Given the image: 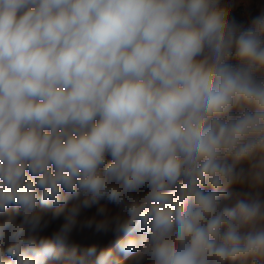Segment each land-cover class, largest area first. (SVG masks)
I'll return each instance as SVG.
<instances>
[{
	"label": "clouds",
	"instance_id": "clouds-1",
	"mask_svg": "<svg viewBox=\"0 0 264 264\" xmlns=\"http://www.w3.org/2000/svg\"><path fill=\"white\" fill-rule=\"evenodd\" d=\"M238 12L0 0V264H264V12Z\"/></svg>",
	"mask_w": 264,
	"mask_h": 264
},
{
	"label": "crops",
	"instance_id": "crops-1",
	"mask_svg": "<svg viewBox=\"0 0 264 264\" xmlns=\"http://www.w3.org/2000/svg\"><path fill=\"white\" fill-rule=\"evenodd\" d=\"M222 6L229 8H242V12L238 15V22L244 23L246 15H259L264 12V0H221ZM241 189V188H240ZM243 191V189H241Z\"/></svg>",
	"mask_w": 264,
	"mask_h": 264
},
{
	"label": "rangeland",
	"instance_id": "rangeland-1",
	"mask_svg": "<svg viewBox=\"0 0 264 264\" xmlns=\"http://www.w3.org/2000/svg\"><path fill=\"white\" fill-rule=\"evenodd\" d=\"M252 17H254V15L253 16L252 15H246L245 16V19L243 21L244 22L243 24H246V23L250 22V20H251Z\"/></svg>",
	"mask_w": 264,
	"mask_h": 264
},
{
	"label": "trees",
	"instance_id": "trees-1",
	"mask_svg": "<svg viewBox=\"0 0 264 264\" xmlns=\"http://www.w3.org/2000/svg\"><path fill=\"white\" fill-rule=\"evenodd\" d=\"M230 191H232L233 193L242 192V190L240 188H238V187H234Z\"/></svg>",
	"mask_w": 264,
	"mask_h": 264
},
{
	"label": "built area",
	"instance_id": "built-area-1",
	"mask_svg": "<svg viewBox=\"0 0 264 264\" xmlns=\"http://www.w3.org/2000/svg\"><path fill=\"white\" fill-rule=\"evenodd\" d=\"M240 12H242V8L241 7L239 8V12L234 14V17L233 18L235 20H238V15H239Z\"/></svg>",
	"mask_w": 264,
	"mask_h": 264
}]
</instances>
